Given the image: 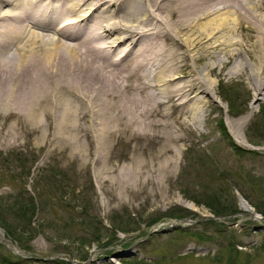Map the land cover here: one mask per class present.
<instances>
[{
	"label": "rangeland",
	"instance_id": "1",
	"mask_svg": "<svg viewBox=\"0 0 264 264\" xmlns=\"http://www.w3.org/2000/svg\"><path fill=\"white\" fill-rule=\"evenodd\" d=\"M90 16L76 23L106 19ZM208 77L204 115L185 127L168 109L182 139L163 180L108 181L90 135L84 156L42 139L46 126L15 125L19 137L6 141L13 120L0 116V264H264V96L253 99L240 75ZM162 141L158 131L112 137L109 164L149 157Z\"/></svg>",
	"mask_w": 264,
	"mask_h": 264
},
{
	"label": "bare ground",
	"instance_id": "2",
	"mask_svg": "<svg viewBox=\"0 0 264 264\" xmlns=\"http://www.w3.org/2000/svg\"><path fill=\"white\" fill-rule=\"evenodd\" d=\"M90 15L106 19L76 23ZM211 73L240 75L253 99L264 96V0H0V116L13 120L6 141L19 137L15 125L46 126L42 139L84 156L90 135L100 171L107 153L108 181L163 180L182 139L168 109L180 110L185 127L204 115L199 94L214 93ZM157 131L163 141L149 157L109 164L112 137Z\"/></svg>",
	"mask_w": 264,
	"mask_h": 264
}]
</instances>
